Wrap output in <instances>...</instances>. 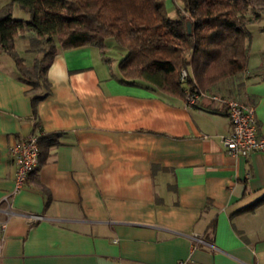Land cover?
Segmentation results:
<instances>
[{"label": "crops", "instance_id": "crops-1", "mask_svg": "<svg viewBox=\"0 0 264 264\" xmlns=\"http://www.w3.org/2000/svg\"><path fill=\"white\" fill-rule=\"evenodd\" d=\"M117 52L60 50L35 104L42 91L0 54V264H264V152L229 155L227 110L210 99L254 106L264 136V64L188 107L124 83ZM33 135L40 164L12 195V150Z\"/></svg>", "mask_w": 264, "mask_h": 264}, {"label": "trees", "instance_id": "trees-1", "mask_svg": "<svg viewBox=\"0 0 264 264\" xmlns=\"http://www.w3.org/2000/svg\"><path fill=\"white\" fill-rule=\"evenodd\" d=\"M170 2L180 4L176 18L169 16ZM16 8L29 18H16ZM259 18L249 0H10L0 6V54L42 91L34 104L49 95L47 72L56 54L89 46L104 57L108 48L123 54L124 83L144 82L185 99L188 90L205 93L247 71L249 25ZM17 39L38 56L32 67L18 54Z\"/></svg>", "mask_w": 264, "mask_h": 264}, {"label": "built area", "instance_id": "built-area-1", "mask_svg": "<svg viewBox=\"0 0 264 264\" xmlns=\"http://www.w3.org/2000/svg\"><path fill=\"white\" fill-rule=\"evenodd\" d=\"M186 76V72H183L182 78ZM204 96H206L205 93L199 94L188 90L185 94V104L188 107L195 106ZM210 99L227 110L231 130L229 134L222 137V142L229 155L243 158L254 152H264V136L258 134V119L254 106L220 95H212ZM39 140L38 135L30 136L22 139L12 150L17 165L15 190L12 195L17 194L24 187L29 175L40 164ZM179 264L188 263L180 262Z\"/></svg>", "mask_w": 264, "mask_h": 264}, {"label": "rangeland", "instance_id": "rangeland-1", "mask_svg": "<svg viewBox=\"0 0 264 264\" xmlns=\"http://www.w3.org/2000/svg\"><path fill=\"white\" fill-rule=\"evenodd\" d=\"M10 0H0V6L4 2H8ZM252 7L256 8L258 13L260 14V18L254 23L249 25V31L251 32V41H250V58L252 64L257 62H261L264 64V0H249ZM180 4L170 2L168 5V12L171 18L177 17V9ZM14 16L16 18H22L27 20L29 17L27 14L23 13L19 8H16L14 12ZM21 39H18V49L20 50ZM108 56H111L110 54ZM108 60H112L111 57L107 58ZM250 60V59H249ZM114 71H118L115 65L112 66Z\"/></svg>", "mask_w": 264, "mask_h": 264}, {"label": "water", "instance_id": "water-1", "mask_svg": "<svg viewBox=\"0 0 264 264\" xmlns=\"http://www.w3.org/2000/svg\"><path fill=\"white\" fill-rule=\"evenodd\" d=\"M188 30H189V32H191V24L190 23H188Z\"/></svg>", "mask_w": 264, "mask_h": 264}]
</instances>
